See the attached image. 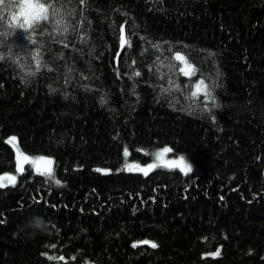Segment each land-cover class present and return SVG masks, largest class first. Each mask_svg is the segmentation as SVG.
Returning <instances> with one entry per match:
<instances>
[{
    "label": "trees",
    "instance_id": "1",
    "mask_svg": "<svg viewBox=\"0 0 264 264\" xmlns=\"http://www.w3.org/2000/svg\"><path fill=\"white\" fill-rule=\"evenodd\" d=\"M28 1L69 30L49 8L13 33L25 0H0V175L15 136L62 186L25 164L0 188V264H264V0ZM165 146L193 172L121 170Z\"/></svg>",
    "mask_w": 264,
    "mask_h": 264
},
{
    "label": "snow or ice",
    "instance_id": "2",
    "mask_svg": "<svg viewBox=\"0 0 264 264\" xmlns=\"http://www.w3.org/2000/svg\"><path fill=\"white\" fill-rule=\"evenodd\" d=\"M81 2L83 3V0H81ZM15 6H16V0H9L8 4L5 5V7L8 9H12ZM49 8H51V15L54 18V26L57 28L63 26V32L67 33L69 29L68 26L65 24L64 19L60 16V13L62 11L60 8H57L54 4L46 5L44 3H39V2L32 3V2H27V0L19 4V14L13 15L11 17L12 19L11 28L13 33H15L17 29H23L27 32L29 29H35V27L39 26L41 21H48ZM0 22H2V19H0ZM119 32H120V36H119L120 49H124L125 45L131 47V39L126 37L124 25L120 26ZM6 42L7 40L0 42V48H4ZM12 51H13L12 45L8 44L7 52L9 56H11ZM118 57L119 54L117 55V58ZM175 59L185 64V67L180 68V72L183 73V75L191 76L195 74L196 69L187 65L185 57L181 56L180 53L176 54ZM2 60H4V56H0V61ZM39 68H40V62L37 61V70H39ZM133 76H140V72L138 71L134 72ZM169 83L171 84L172 82L170 81ZM175 87L179 88L180 85L176 84ZM164 91H169V89H164ZM201 92H203V95L206 100L211 99L213 101V107L217 106L215 104V98L213 97L211 91L208 90V86L204 84L203 80H200L196 83L195 90L191 93V95L192 97H196ZM101 103L105 104L107 103V101L102 98ZM205 108L207 109V105H205ZM213 119H215V117H213ZM7 143L12 144L13 147L16 148V161H17L16 175H11L8 173L0 175V188L7 187L8 185L15 186L17 182V177L23 174L25 171L24 169L25 164H30L36 174L47 177L50 180H53L56 185L62 186L61 181L55 179V169H54L55 161L52 158L46 156L30 157L24 154L19 149V144L15 136L10 137ZM171 152L172 149L165 146L162 149H159L154 153H151V155L154 156L155 162L149 163L145 166H141L138 163L125 162L121 170L128 172H140L145 176L149 175L150 171L156 169L157 167L167 168L169 170L178 169L184 175H188L189 173L193 172V166L191 165V163H186L184 157H179L178 159H166L167 155ZM123 155L125 158H127L130 155L127 148L124 149ZM145 155H149V153L145 152ZM96 171L102 172L104 174H108L110 170L97 168ZM141 244L150 245L151 248L158 247V245L155 242L149 240L135 242L133 243L132 247L135 248ZM51 247L55 248L56 245H51ZM42 255L47 256L49 260H55V259H58L60 261L65 260L63 256L57 258L54 256H48L47 253H42ZM208 255L217 257L220 255V249H217L215 253H209ZM65 264H67V262H65Z\"/></svg>",
    "mask_w": 264,
    "mask_h": 264
},
{
    "label": "rangeland",
    "instance_id": "3",
    "mask_svg": "<svg viewBox=\"0 0 264 264\" xmlns=\"http://www.w3.org/2000/svg\"><path fill=\"white\" fill-rule=\"evenodd\" d=\"M28 2H31V1H28ZM181 62V61H180ZM187 65H189L188 63H187ZM181 66L182 67H185V64L184 63H182L181 62ZM190 66V65H189ZM192 67V66H191ZM195 90V89H194ZM163 148V147H162ZM162 148H160V149H162ZM27 155V154H26ZM28 156H30V157H37V156H41V155H28ZM46 157H49V156H46ZM179 157H182V156H177V157H173L172 155H170V153L167 155V157H166V159H178ZM50 158H52V157H50ZM53 159V158H52ZM153 162H155L154 161V156H153V159L149 162V163H153ZM185 162L186 163H191L190 161H188L187 159H185ZM149 163H147V164H149ZM16 164H17V161H16ZM139 164V163H138ZM147 164H140L141 166H145V165H147ZM30 165V164H29ZM192 165V164H191ZM31 166V165H30ZM178 170V169H177ZM140 173V172H139ZM11 175H15V174H11ZM149 241H151V240H149ZM85 264H91L90 262H87V263H85Z\"/></svg>",
    "mask_w": 264,
    "mask_h": 264
},
{
    "label": "clouds",
    "instance_id": "4",
    "mask_svg": "<svg viewBox=\"0 0 264 264\" xmlns=\"http://www.w3.org/2000/svg\"><path fill=\"white\" fill-rule=\"evenodd\" d=\"M0 56H3V55H0Z\"/></svg>",
    "mask_w": 264,
    "mask_h": 264
}]
</instances>
